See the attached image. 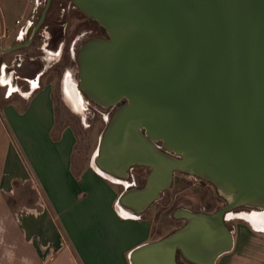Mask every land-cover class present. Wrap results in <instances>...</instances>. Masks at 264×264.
I'll return each instance as SVG.
<instances>
[{"label":"water","instance_id":"water-1","mask_svg":"<svg viewBox=\"0 0 264 264\" xmlns=\"http://www.w3.org/2000/svg\"><path fill=\"white\" fill-rule=\"evenodd\" d=\"M69 1L107 36L75 55L78 92L113 108L93 170L117 182L148 170L117 206L142 214L174 174L205 181L227 201L213 213L174 211L183 224L132 249L128 264H215L231 249L225 214L264 211V0Z\"/></svg>","mask_w":264,"mask_h":264},{"label":"rangeland","instance_id":"rangeland-1","mask_svg":"<svg viewBox=\"0 0 264 264\" xmlns=\"http://www.w3.org/2000/svg\"><path fill=\"white\" fill-rule=\"evenodd\" d=\"M45 1L28 0L27 15H30V27L22 40L17 43L26 45ZM52 2L53 8L48 20L59 19L65 31L61 35L60 29H56L52 37L55 39L60 35L61 39H65L64 43L60 44L61 41L55 39V43L51 45L47 32L44 30L41 33L42 28L35 36V43L32 45L0 54V181L5 167L13 170L18 166L17 164L21 165L20 171L27 177L25 181L14 182L10 193H3L0 190V264L20 263L23 251L18 248L14 219L21 211L38 210L43 207L44 202L48 204L36 174L43 171L42 161L48 160L55 164L59 157V149L57 148L58 151L51 149L49 143L45 142L43 111L37 112L32 106H27L23 98L25 94L30 89L35 91L41 86L50 87L55 125L57 128L67 127L74 138L72 162L77 171L92 168L91 164L96 156L100 136L113 111V108L100 109L79 92V111L73 109L74 107L67 101L66 94L70 91V89L65 90L67 82L77 89L76 51L88 38L71 35L77 23L74 16L70 15L74 10L72 5L66 2L63 8L65 11L61 10L63 13H60L58 0ZM47 43L48 46H41ZM15 60L20 64L17 68L15 66L17 64H14ZM156 145L159 146V143ZM58 169L57 163L55 171ZM7 171L9 172L8 169ZM146 174L147 169L133 168L128 172L125 181L117 182L109 179L106 181L117 185L118 191L123 189L122 185L126 190L140 188ZM226 202V199L205 181L174 174L170 187L161 192L158 199L141 215L151 226L152 238L157 239L170 234L183 224L180 219L173 218L174 211L184 209L191 212L213 213L225 207ZM247 211L255 210L237 207L228 213L237 215L239 212ZM261 212L263 211H258ZM231 223L233 222H227V224ZM177 264L185 263L178 258Z\"/></svg>","mask_w":264,"mask_h":264},{"label":"crops","instance_id":"crops-1","mask_svg":"<svg viewBox=\"0 0 264 264\" xmlns=\"http://www.w3.org/2000/svg\"><path fill=\"white\" fill-rule=\"evenodd\" d=\"M28 3L0 0V49L22 40L24 35L19 30L30 16ZM25 95L27 106L43 111L45 142L51 149H59V157L55 164L42 161L43 171L36 174L48 204L21 211L14 219L18 248L23 251L19 264H128L132 249L159 238H152L151 226L141 214L132 215L117 206L118 196L126 190L124 185L118 191L117 185L92 168H74V138L67 127L55 125L50 87L30 89ZM57 163L59 169L55 171ZM17 165L13 170L5 167L0 181L3 193H10L14 182L26 180L21 165ZM230 214L224 216V223L231 232V249L215 264H264V223L255 228L246 219Z\"/></svg>","mask_w":264,"mask_h":264},{"label":"flooded vegetation","instance_id":"flooded-vegetation-1","mask_svg":"<svg viewBox=\"0 0 264 264\" xmlns=\"http://www.w3.org/2000/svg\"><path fill=\"white\" fill-rule=\"evenodd\" d=\"M51 1H53V0H50L49 1V5H48V8H47V10H46V13L48 12V14H46L45 13V15H50V11H51V9L53 8V2H51ZM66 2H68V4H71L70 3V1L69 0H58V4H57V6H58V10L60 9V13L62 12V11H65V10H63V8L65 7V5H66ZM45 3H46V1H45ZM45 5V4H44ZM73 7V6H72ZM74 9V8H73ZM62 10V11H61ZM76 11L77 10H73V11H71V13H70V15H73L74 16V20L75 21H77V23H76V25L74 26V28H73V31H72V33H71V35H77L78 37L79 36H81V37H85V38H88V40H86V41H84L83 43H85V42H87V41H89V40H93V39H107V36H106V34H105V32H104V30L95 22V21H93V20H91V19H89V18H87L86 16H80L79 14H77L76 13ZM59 13V14H60ZM63 13V12H62ZM41 14V13H40ZM58 14V15H59ZM62 15V14H61ZM45 18V17H44ZM38 20V19H37ZM37 20H36V22H37ZM44 20V19H43ZM36 22H35V24H36ZM42 23H43V21H42ZM42 23H41V25H42ZM34 24V25H35ZM34 25H33V27H34ZM39 26L38 28H37V30L35 31V33L31 36V32H32V29H33V27H32V29H31V31H30V34H29V37H28V40H27V42H26V45H24L23 43L21 44V43H14L13 45H11L10 47H12V46H18V45H22V46H20V47H17V48H15V49H13V50H11V51H14V50H18V49H23L25 46H28L29 44H33V43H35V39H36V35H38V33H39V31L43 28V29H45V31L47 32V37H48V40H51V45H52V43H55V39H56V41H61L60 42V44L62 43H64V41H65V39H61V37H60V35H58L57 36V38H53L54 37V33L53 32H55L56 31V29H60V31H61V35L65 32L64 31V25L60 22V20L58 19V20H56V22L54 23V22H51L50 23V25L48 26V25H45V26ZM53 36V37H52ZM82 43V44H83ZM48 44L49 43H47V45L46 46H48ZM9 48V47H8ZM79 48V47H78ZM78 48H77V50H78ZM6 49V48H5ZM11 51H9V52H11ZM9 52H6V53H9ZM77 52V51H76ZM6 53H2V54H6ZM14 64H17V65H15L16 66V68L17 67H19V65L20 64H18V63H16V60H15V63ZM5 67V66H4ZM76 67H77V65H76ZM14 72V71H13ZM83 97H85L84 95H82ZM86 98V97H85ZM125 101L122 99V100H120L119 102H118V105H121V104H123ZM95 105V104H94ZM97 106V105H96ZM97 107H99V106H97ZM100 109H109V108H103V107H99ZM132 170V169H131ZM148 171V170H147Z\"/></svg>","mask_w":264,"mask_h":264},{"label":"bare ground","instance_id":"bare-ground-1","mask_svg":"<svg viewBox=\"0 0 264 264\" xmlns=\"http://www.w3.org/2000/svg\"><path fill=\"white\" fill-rule=\"evenodd\" d=\"M66 86H67L65 89L66 91H67V89L68 90L70 89V91H68L69 94L68 93L66 94L67 95V101L71 103V105L74 107L73 109H75L76 111H79L80 97H79L77 89L74 86L72 87L71 83H69V82H67ZM91 165H92V168L96 171L93 164H91ZM110 180L114 181L112 179H110ZM231 214L229 216H231ZM237 215L239 217L246 219L249 223H251V225L253 227L255 226V228L258 227L259 225L261 226L264 223V211L262 213H252L251 212V214H248V213L247 214H245V213L240 214L239 213ZM263 228H264V225H263ZM258 229H261V228H258Z\"/></svg>","mask_w":264,"mask_h":264},{"label":"built area","instance_id":"built-area-1","mask_svg":"<svg viewBox=\"0 0 264 264\" xmlns=\"http://www.w3.org/2000/svg\"><path fill=\"white\" fill-rule=\"evenodd\" d=\"M15 24H18V21H15ZM29 27H30V21H29V19H26L25 22H24L23 27L19 30V34L21 36L25 35L27 33ZM44 30L45 29H42L41 33H43ZM41 46L46 47V44H42Z\"/></svg>","mask_w":264,"mask_h":264},{"label":"trees","instance_id":"trees-1","mask_svg":"<svg viewBox=\"0 0 264 264\" xmlns=\"http://www.w3.org/2000/svg\"><path fill=\"white\" fill-rule=\"evenodd\" d=\"M51 2H52V1H51ZM76 13L79 14L80 16H84V15H83L82 13H80L79 11H76ZM46 14H48V12H47ZM51 22H54V23H55L56 20H54V21H53V20H48V15H45V18H44L43 23H42L41 26H45V25H48V26H49Z\"/></svg>","mask_w":264,"mask_h":264},{"label":"snow or ice","instance_id":"snow-or-ice-1","mask_svg":"<svg viewBox=\"0 0 264 264\" xmlns=\"http://www.w3.org/2000/svg\"><path fill=\"white\" fill-rule=\"evenodd\" d=\"M35 87V85H33Z\"/></svg>","mask_w":264,"mask_h":264}]
</instances>
